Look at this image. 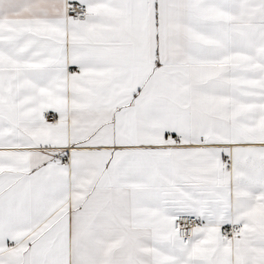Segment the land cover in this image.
<instances>
[{"label": "snow or ice", "instance_id": "1", "mask_svg": "<svg viewBox=\"0 0 264 264\" xmlns=\"http://www.w3.org/2000/svg\"><path fill=\"white\" fill-rule=\"evenodd\" d=\"M0 264H264V0H0Z\"/></svg>", "mask_w": 264, "mask_h": 264}]
</instances>
